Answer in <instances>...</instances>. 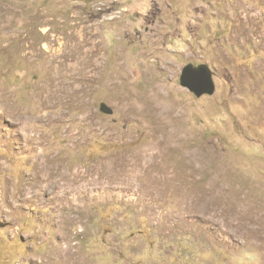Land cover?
I'll return each mask as SVG.
<instances>
[{"label": "rangeland", "instance_id": "1", "mask_svg": "<svg viewBox=\"0 0 264 264\" xmlns=\"http://www.w3.org/2000/svg\"><path fill=\"white\" fill-rule=\"evenodd\" d=\"M0 264H264V0H0Z\"/></svg>", "mask_w": 264, "mask_h": 264}, {"label": "water", "instance_id": "2", "mask_svg": "<svg viewBox=\"0 0 264 264\" xmlns=\"http://www.w3.org/2000/svg\"><path fill=\"white\" fill-rule=\"evenodd\" d=\"M179 85L193 94L196 98L211 96L214 93L215 85L212 73L206 65L193 64L184 65L180 69ZM100 112L110 115L112 110L104 104L99 106Z\"/></svg>", "mask_w": 264, "mask_h": 264}]
</instances>
